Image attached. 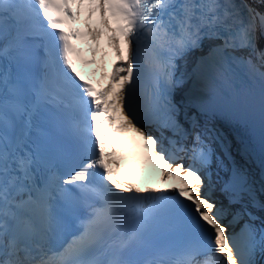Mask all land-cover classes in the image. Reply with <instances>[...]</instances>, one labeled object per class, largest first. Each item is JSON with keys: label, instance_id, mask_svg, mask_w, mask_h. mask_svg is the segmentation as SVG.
Masks as SVG:
<instances>
[{"label": "snow or ice", "instance_id": "obj_1", "mask_svg": "<svg viewBox=\"0 0 264 264\" xmlns=\"http://www.w3.org/2000/svg\"><path fill=\"white\" fill-rule=\"evenodd\" d=\"M74 3L80 8L85 0H0V25L10 15L15 28L11 42L0 46V61L11 57L16 66L28 63L35 58V45L28 41L36 38L45 54L30 104L21 99L20 79L0 66V264H259L255 256L258 248L264 254V229L259 239L252 224L229 232L206 171L212 149L201 135L189 150L180 139L168 138L165 145L162 133L145 128L163 121L183 139L170 99L180 83L174 79V58L204 39L222 40L215 49L220 55L247 49L245 63L264 78V49L259 47L264 10L247 0H87V32L82 34L64 27L79 18ZM94 14L98 19H92ZM104 33L123 63L105 72L108 83L98 89L77 70L72 38L86 36L95 54ZM165 51L167 58L160 55ZM141 52L159 80L150 92L142 88ZM253 56L261 61L259 67ZM41 102L59 114L60 136L58 166H50L44 178L40 168L45 161L30 146ZM105 125L108 131L102 132ZM118 132L139 137L148 157L158 162L163 182L179 176L180 183L145 188L118 179ZM162 214L185 220L192 238L151 259L130 258ZM73 221L78 223L75 233L58 243Z\"/></svg>", "mask_w": 264, "mask_h": 264}, {"label": "bare ground", "instance_id": "obj_2", "mask_svg": "<svg viewBox=\"0 0 264 264\" xmlns=\"http://www.w3.org/2000/svg\"><path fill=\"white\" fill-rule=\"evenodd\" d=\"M191 117H198L199 122L202 121L205 123V125L212 130V132L215 134L221 129L227 128L221 126L220 122L218 119L213 118V117H203V116H198L196 114L189 113ZM226 131L229 133V137L233 139L231 142V148L234 146L235 151H239V147L243 150V156H248L251 158V164L248 165L245 168H242L240 170L241 176L243 179H247V182L249 184H252L251 190L249 194H251L252 190L254 189L255 183L259 179V177L264 176V138L261 139L260 142H258L256 148L252 149L251 146L247 141H243L239 135H235L231 133L228 129ZM207 133V132H205ZM234 143V145H232ZM220 146L225 147L224 142H219ZM247 153V154H246ZM231 155V154H229ZM250 169V171H249ZM222 170V168H221ZM223 171V170H222ZM260 206H263V202H259ZM249 213L253 214L255 216V222L260 228H264V220L263 216L258 213L256 207H250L249 208Z\"/></svg>", "mask_w": 264, "mask_h": 264}, {"label": "rangeland", "instance_id": "obj_3", "mask_svg": "<svg viewBox=\"0 0 264 264\" xmlns=\"http://www.w3.org/2000/svg\"><path fill=\"white\" fill-rule=\"evenodd\" d=\"M210 132H212V130ZM219 134H220L221 137H225L224 135H222V132H220ZM230 139H231V142H232L233 139L231 137H230ZM209 143L213 145L214 141L211 139V140H209ZM232 145H234V143ZM232 149L235 151L234 146H232ZM235 153H236V157H240V161L242 162L244 168L252 163L251 162V158H249L248 156H243V150L240 151V149H239V151L238 152L235 151ZM249 171H250V169H249ZM262 186H263V183H262V181H260V184L256 185V187H255L256 188L255 189V195L258 196L260 198V200L264 203V194H262V192L260 191V188ZM251 202H252V200L249 199V203H251Z\"/></svg>", "mask_w": 264, "mask_h": 264}]
</instances>
